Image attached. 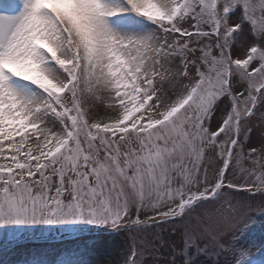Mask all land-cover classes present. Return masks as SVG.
<instances>
[{
	"label": "snow or ice",
	"instance_id": "obj_1",
	"mask_svg": "<svg viewBox=\"0 0 264 264\" xmlns=\"http://www.w3.org/2000/svg\"><path fill=\"white\" fill-rule=\"evenodd\" d=\"M262 161L264 0H0V237H87L25 264H264Z\"/></svg>",
	"mask_w": 264,
	"mask_h": 264
},
{
	"label": "rangeland",
	"instance_id": "obj_2",
	"mask_svg": "<svg viewBox=\"0 0 264 264\" xmlns=\"http://www.w3.org/2000/svg\"><path fill=\"white\" fill-rule=\"evenodd\" d=\"M213 127H215V122L213 123ZM260 141L261 133L259 130H256L251 135L250 144L251 146L259 148ZM247 151L248 150L245 149V154H247ZM235 160L236 158L234 157L233 164H235ZM241 163L246 168L252 166L250 161L247 159H242ZM229 179L233 180L234 183H242L239 173L234 176L232 172H230ZM235 190L243 191L242 189ZM232 194L235 196L236 199L251 198V196L247 193L241 194L232 192ZM252 196H254L255 203L258 204L261 200L260 195ZM253 215H255L257 218V225L254 228L253 232L249 235V241L253 242L258 246L252 248V254L258 256L259 246L264 245V226H262L261 224L259 213L254 212ZM56 237L59 236L56 235ZM0 239L3 240V237H0ZM86 240L87 237H85V240L77 242L73 239V237L69 236L67 239L60 240L57 245L39 244L45 241H36L20 248H16L15 246L14 248H11L12 245L4 248L0 247V264H25L26 260H32L37 256V254H40L41 256L47 259L56 257L57 261H59L60 259L68 258L67 250L69 249L73 250L74 252L75 249L79 247L81 252L84 251L83 245ZM87 242L90 243V240H88ZM2 245L3 244H1L0 246ZM127 245L128 241L123 235H105L103 237L102 244L90 253L88 259L92 262V264H108V262L120 259L124 252L127 251Z\"/></svg>",
	"mask_w": 264,
	"mask_h": 264
}]
</instances>
